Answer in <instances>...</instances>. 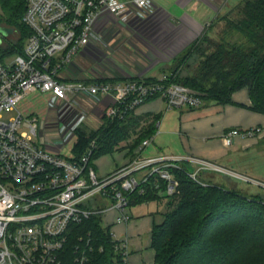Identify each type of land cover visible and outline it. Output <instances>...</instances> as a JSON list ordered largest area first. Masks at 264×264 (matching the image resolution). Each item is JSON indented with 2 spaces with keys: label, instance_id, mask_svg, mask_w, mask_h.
<instances>
[{
  "label": "built area",
  "instance_id": "2783aa9c",
  "mask_svg": "<svg viewBox=\"0 0 264 264\" xmlns=\"http://www.w3.org/2000/svg\"><path fill=\"white\" fill-rule=\"evenodd\" d=\"M158 10L155 0H26L22 23L29 36L15 37V29L8 37L0 33V264H87L93 251L89 236L77 233L70 245L77 227L95 215L109 227L105 218L110 211L118 213L117 223L129 222L131 194L154 174L167 184L166 194H174L177 183L169 169H179L180 163L195 166V171H189L194 180L201 173H224L264 187L201 158H144L154 138L144 141L130 162L99 177L89 166L95 141L80 159L50 153L44 149L47 132L37 119L23 117L19 111L28 95L49 93L50 106L61 115L59 125L65 133L91 122L88 118L97 108L82 107L80 100L86 98L104 106L94 131L105 119L124 120L137 113L151 98L162 100L168 111L200 109L199 94L172 82L168 74L156 81L101 75L88 82L63 78L64 70L72 69L92 46L102 44V23L146 19ZM21 42L26 43L16 51ZM22 128L28 131L21 132ZM237 139L262 140L264 126L233 128L223 136L229 148ZM113 237L128 257L126 242L114 233Z\"/></svg>",
  "mask_w": 264,
  "mask_h": 264
},
{
  "label": "trees",
  "instance_id": "16d2710c",
  "mask_svg": "<svg viewBox=\"0 0 264 264\" xmlns=\"http://www.w3.org/2000/svg\"><path fill=\"white\" fill-rule=\"evenodd\" d=\"M0 5L5 15L0 16V27L17 29L28 37L30 32L22 23L26 0H0ZM233 12L237 18L227 22L220 41L211 43L207 29L198 43L188 47L185 58L196 54L202 42L210 44L199 55L195 73L169 77L197 92L202 107L232 104L236 92L248 89L250 109L264 115V0H242ZM162 117L132 112L124 120L105 119L95 132L79 133L74 156L82 158L95 141L97 148L89 163L95 169L93 161L114 154L126 142L134 159L138 147L155 137ZM179 165V169H169L177 183L174 194H166L167 184L155 174L131 194L132 206L166 201L164 220L152 231L154 264H264V187L258 186L260 192L246 196L206 181L203 176L207 173L194 180L186 164ZM76 230L70 245L78 233L89 236L93 248L87 264H127L124 249L101 216L84 221Z\"/></svg>",
  "mask_w": 264,
  "mask_h": 264
},
{
  "label": "rangeland",
  "instance_id": "374dc122",
  "mask_svg": "<svg viewBox=\"0 0 264 264\" xmlns=\"http://www.w3.org/2000/svg\"><path fill=\"white\" fill-rule=\"evenodd\" d=\"M155 1L165 8L172 9L173 13L177 12L180 16L184 13L181 6L177 3V0ZM186 1L181 0L182 4H185ZM208 1L213 3L217 9L221 8L227 2V0ZM234 8L228 13L216 14L214 18L211 17L209 21H203V23H198L189 16L183 18V21L176 22L174 19L167 18L166 15L160 12L146 19L123 18L104 22L99 26V30L103 33L102 44L92 46L85 56L76 61L72 69L64 70V72L70 71L71 74H75L77 77L81 75H93L98 78L101 75L107 79L116 80L143 75L146 71L154 68L167 71L170 76L180 75L181 77H185L193 75L200 61L199 55L205 49H208L210 44L202 42L199 49H196V54L185 58L184 56H186L188 47L194 42L198 43L207 29H210L207 35L211 43L220 41L227 22L237 18V12L230 13ZM0 16L5 17L1 5ZM15 30L18 32L15 37L22 34L19 30ZM17 54L14 53L13 56ZM154 74L158 75L159 73L155 71ZM51 99L52 95L49 93L42 94L38 92L36 94H30L23 99L18 109L23 114V117L37 119L39 125L47 132V136L43 134L46 137L44 141V149L46 151L71 158L74 155L73 149L78 140L79 133L82 131L88 134L95 132V126L100 125L96 123V120L100 121L102 118L103 107L98 105V102L94 99L86 98L80 100L82 107H88L93 111L97 108L95 114L91 112V116L88 118V120L92 119V121L89 125H79L75 129L64 133L59 125L61 115H58L57 110L50 106ZM179 115L180 112L170 114L164 120L163 125L159 127L154 137L155 143H152L144 152V158L153 156V154H158L159 152L168 156L174 153L176 145L172 144L171 136L167 132L171 127L175 130L177 129V118H179ZM67 116L64 114L62 120L66 121ZM25 131L28 130L26 128L21 129V132ZM34 140L39 144L41 143V139L38 137H34ZM126 147V142L121 143L118 151L115 153L119 154L123 152L127 149ZM117 156L109 155L101 157L99 161L95 160L92 162L99 177H101L102 172L113 163ZM132 159L133 157H131L130 161ZM245 165V170L241 173L255 179L254 181L256 182L259 180L261 184L260 181H264V143L259 142L256 148L248 152ZM187 168L190 172L195 171V166L189 165ZM234 177H226L220 173H207L203 176V179L220 185L224 184L228 189L240 192L246 196L261 191L260 187L255 183L246 182L239 177ZM163 203L166 205V201ZM155 207L156 204L152 203L151 209ZM162 210H164V207ZM119 230L120 228L116 229V231Z\"/></svg>",
  "mask_w": 264,
  "mask_h": 264
},
{
  "label": "crops",
  "instance_id": "0c3cea01",
  "mask_svg": "<svg viewBox=\"0 0 264 264\" xmlns=\"http://www.w3.org/2000/svg\"><path fill=\"white\" fill-rule=\"evenodd\" d=\"M241 1L242 0H227L225 5L217 9L215 5L208 0H187L185 4H182L181 0H177V3L184 11L182 16L178 15L177 12L173 13L172 9L165 8L156 1L155 3L158 6V12L166 15L167 18L174 19L176 22L183 21V18L189 16L198 23H203V21H209L211 17L214 18L216 14L228 13ZM155 71L159 74H154ZM164 74H168V72L154 68L146 71L143 75L132 77L140 79H158ZM63 78L65 80L88 82L96 77L93 75H81L77 77L75 74H71V72L68 71L63 72ZM100 106L104 109L103 105ZM250 106L251 100L249 90L243 89L233 95V103L228 105L212 104L197 110L182 109L171 112L167 110L162 100L156 99L140 107L137 114L163 115L161 121L157 125L159 129L170 114L180 112L179 118H177V129L175 130L171 127L167 132L169 136H171L172 144L176 145L173 153L175 155L170 154L171 157L185 158L190 156L201 158L213 162L221 168L234 172L239 176H245L251 180H255L241 172L245 170V160L248 152L256 148L260 141L237 139L235 144L230 148L225 146L223 141V136L229 129H247L255 126H264V115L255 113L250 109ZM153 143H155V139H153ZM112 155L120 156H117L113 163L102 172L101 177L107 176L116 168L127 164L133 156V154L129 153V149H125L119 154L114 153ZM159 156L168 155H163L159 152L150 157ZM99 159L97 160L99 161ZM220 174L223 176L226 175L224 173ZM153 203L156 204L154 209H151L152 203L132 206L129 211L132 219L127 223L119 224L116 222L118 217L116 211H110L107 214L108 217L105 218V224L111 227V231H113L119 240L127 244V264H154L155 252L151 247L152 231L155 224H161L163 222V214L166 212V205L164 203ZM163 207L164 210L161 211ZM117 228H120V230L116 231Z\"/></svg>",
  "mask_w": 264,
  "mask_h": 264
},
{
  "label": "water",
  "instance_id": "95a60500",
  "mask_svg": "<svg viewBox=\"0 0 264 264\" xmlns=\"http://www.w3.org/2000/svg\"><path fill=\"white\" fill-rule=\"evenodd\" d=\"M13 32H14V30L11 29V28H7V27H1V28H0V33H1L3 36H5V37H8V36L12 35Z\"/></svg>",
  "mask_w": 264,
  "mask_h": 264
}]
</instances>
